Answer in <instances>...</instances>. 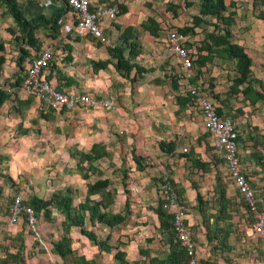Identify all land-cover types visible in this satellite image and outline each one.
Masks as SVG:
<instances>
[{"label": "rangeland", "instance_id": "1", "mask_svg": "<svg viewBox=\"0 0 264 264\" xmlns=\"http://www.w3.org/2000/svg\"><path fill=\"white\" fill-rule=\"evenodd\" d=\"M152 3L153 16L165 15L161 2L153 1ZM236 4L241 9L232 38L239 39L249 32L248 26L256 23L254 19L257 13H255L256 10L255 12L252 10L246 0H236ZM193 14H195L193 10L186 8L179 12L177 18L166 14V22L169 21L166 26L172 29L182 26V29H193L192 33L182 32L185 37V46L190 48L194 57L193 81L195 83L193 84H196L209 99L228 108L229 115L234 116V119L238 121L240 152L243 153L247 149L252 151L256 155L255 161L263 170L261 176L257 177L258 189L263 190V195L259 197L256 194V196L259 198L260 207L264 210V105L251 104L243 99L242 95H234L230 92L236 77L234 62L223 59L216 53H209L207 56V52L203 50V44L207 42L205 38L210 33L224 35L219 29L222 26L219 22V28H216L215 20L208 18L207 23L192 27ZM10 27L15 29L12 20L6 15H1L0 42L4 45V51L0 54L5 57L6 62L0 72V85L7 90L10 98L0 111V264H14L10 262L9 256L17 254V248L14 247L16 239H20L23 244L24 250L21 255L24 264H55L45 250L63 237L61 223L64 216L52 210L51 221H46L41 213H33L32 218H29L24 214L22 207L27 206L26 203L31 195L50 198L52 193L63 192L66 189L70 190L74 205L77 207L78 201L85 199L86 185L104 179L108 181L105 201H111L109 212H120L126 215L128 226L119 231L118 227H116L118 230H109L103 225L90 226L87 223V230L92 231L101 241H105L108 234L109 240L111 238L108 243L113 251L119 248L120 241L123 243L121 245L123 249L130 242L129 240H133L137 246L146 245L152 252L159 251V244L164 246V242H169V234L166 231L163 233L159 231L157 214L160 210L167 212L164 202L161 203V179L165 173L172 181V163L168 154L158 155L160 153L156 150L158 141L146 134L149 125L158 119L156 111L150 110L151 105L146 103L148 97L145 92H148L147 89L154 81L151 82L149 78L146 80L142 77L145 96L141 104L147 109L134 111L138 101L135 93L136 86L141 79L134 81L122 75L130 84V98L133 106L131 110L121 106L118 103L119 96L116 92H112L107 94L116 100L115 108L112 110L75 109L60 114L51 112L34 97L22 93L20 87L16 86L17 74L24 75L28 61H18L20 42L8 35V33L11 34L8 30ZM161 37L165 40V34ZM232 38L231 41L234 40ZM163 43L165 53L162 63H165V66L160 67L161 64L153 59L154 66L148 65L145 69L148 74H152L150 76L165 74L176 79L175 89L170 86L171 80L165 86L161 84L159 88L163 90L168 107L173 106L174 111H170L169 115L173 114L181 122L184 111L189 110L190 115L193 112L198 115L199 110L189 104L181 107L178 103L177 98L186 97L187 92L183 88V80L179 77L181 68L177 58L167 48L166 41ZM146 56L150 59L154 58L152 53H147ZM28 57L32 59L37 55L34 51V53H28ZM202 57L205 58L204 64H200ZM252 72V76L264 75V64L258 63L257 58L254 59ZM242 87L237 89L241 91ZM255 87L258 89L257 86ZM216 96L219 98L216 99ZM123 108H125L124 111H122ZM163 117L166 118V116ZM132 128H134L133 131ZM176 135L179 134L176 133ZM93 144L101 146L104 154L102 158L93 161L95 170L92 171L88 169L86 161H81V156L82 153H88ZM140 147L142 150L138 152ZM183 148L191 151L189 146L184 145L178 148L177 154H185L182 152ZM208 151L210 162L205 169L194 167L192 160L187 157L183 159L188 163L185 171L191 167V171L197 169L203 173L215 172L216 175L215 187L203 199L201 205L204 210V214H200L203 229L199 225L191 228L198 243L200 240L202 253L209 256L206 264H245V258L258 259L253 249L260 246L259 241L247 235L245 230L250 224L247 208L239 199L237 189L229 178L221 153L217 152L213 146L209 147ZM160 156L162 160H159ZM136 157H139L138 161L134 162L133 159ZM247 161L249 167L250 161ZM79 162L83 170L77 168ZM83 173H89L88 180L82 179ZM190 176L194 178L192 173ZM128 182L129 189L135 191L131 196L127 189ZM194 183L196 182H192L193 185ZM228 185L236 191L235 195H227ZM175 187L180 192L177 185ZM16 199H19L22 204L16 208L18 214L14 217ZM95 199L99 200V195H96ZM188 209L192 211V215L194 213L198 216L200 213L197 204L194 208ZM218 229H223V232H219ZM76 231L73 228V232ZM159 234L161 236H158ZM119 236L123 239L120 240ZM34 243H36L35 248ZM241 243L245 246L243 247ZM18 244L20 243H16ZM235 245H241L240 253L237 257H232L231 251ZM167 253L164 252V254ZM93 259L98 264L112 263L107 257L99 255L94 256ZM140 260L141 257L136 262ZM233 260H236L235 263H232Z\"/></svg>", "mask_w": 264, "mask_h": 264}, {"label": "crops", "instance_id": "2", "mask_svg": "<svg viewBox=\"0 0 264 264\" xmlns=\"http://www.w3.org/2000/svg\"><path fill=\"white\" fill-rule=\"evenodd\" d=\"M153 1L161 2V6L164 8L165 15H161V17L157 15L153 16V14L151 13V9L154 8V5L152 3ZM233 1L236 2V0ZM17 2L22 8L23 14L27 19H35L40 16L50 18L54 11L63 9L64 7L62 0H17ZM90 2L91 8L98 5H105L116 7L118 10V15L114 21H104L101 23L103 34L108 39L109 45L101 44L90 35L80 37L75 34H65L63 31V22L65 16L68 13V11H66V13L58 20V29L55 32L48 28H40L36 31V50L22 43L20 44V46L29 54L34 53L35 51L37 56L42 52L44 48L52 47V63L54 70L52 71L51 78L49 80L57 90L68 94H88L96 98L108 97L107 94L116 92V94L119 96L118 103L121 106H125L126 110H131L133 106L132 100L130 98V84L124 78L129 77L133 80L141 79L136 86L135 93L138 96V101L135 104L136 106L134 108V111L147 109V107H142L143 104H141V101L145 96L142 77L146 80L147 78H149V81L151 82L152 80L154 81L150 84L151 87L147 89L148 92H145L146 96L148 97L146 103L148 105H151L150 110L156 111V115L158 114V119H156L154 123L149 125L146 134H148L152 139H156L158 141V143L156 144V150L160 152L158 155L162 156V154H168V156L171 157L170 162L172 163V182L174 183V185H177V188L180 189L181 199L187 207L186 222L189 225L192 237L195 239L197 256L200 259L201 264H206L209 256H206L204 253H202L203 250L200 247V240L198 243L191 230L194 225H199L200 228L203 229V225L201 224L203 221L202 216L200 215V213H198V216H195L194 213L192 215V211L188 208L195 207L197 194H199L202 199H204L207 194L212 191L213 187H215L216 175L215 172L203 173L202 171H199L197 169H193L191 171V167H189L187 171H185L188 163L183 161V159L187 158L183 154H177V151L179 147H182L184 145L189 146L190 150L193 151L194 158L196 160L208 164V162H210V154L208 148L213 146L212 138L209 136L205 129L204 119L200 111L198 115H195V113L193 112L192 115L194 117H191L192 115H190L191 113L189 110H186V112L184 111V114H182L183 118L181 122L176 119L173 114L169 115L170 111H174L173 106L170 105V107H168L163 90L159 87H161V84H164L165 86L170 82L171 79L175 78H171L170 76H166L165 74L161 76L160 74L156 73H154L156 75L150 76L152 74H148L147 69H145L148 65L154 66L152 65L153 59L161 64L160 67L165 66V63H162L164 58L163 54L165 53V44L163 42L166 41V32L172 29L166 26V24L169 23V21L166 22V14H170L171 16L177 18L179 16V12L186 8L188 10H193V12H195L193 16H197L199 15L200 1L182 0L180 2V0H90ZM246 2L250 4V7L254 12L256 10L255 13L257 14L255 15L256 18L254 19L256 23L248 26L247 30L249 32L244 34V36L240 37L239 39H235L233 37V42L241 46L244 52L251 58L252 71L255 58H257L258 63L264 64V22L261 19H258V15L260 16L264 14V0H246ZM240 9L241 8H239L238 4H235V7L229 9V11H234L236 13V22H238L237 18L240 16ZM1 15L2 14L0 13V17ZM148 20H152V22L149 23L147 30L145 27L147 26L146 22ZM234 26L235 25H233L231 29L233 35L235 34ZM182 27H176V29L173 30H176L182 34V32H180ZM8 30H10L11 33H8V35L15 38V34H17L16 27L15 29L10 27L8 28ZM149 30L151 31V33L149 32ZM163 34H165V40L161 37ZM126 40L130 43L136 44L137 48H139V54L133 61H131V63H134L136 66H138V68L143 69V72L141 75H137L134 77L136 72L134 68L129 75H125V77L123 76V78V74H121L120 76V72L115 69V64L117 62L116 54H118V49H124L123 55L125 58L128 57L129 49ZM187 49L191 52L190 48ZM160 52H162V54H160ZM147 53H152L154 58H148L146 56ZM21 57L25 56L20 53L18 61H20ZM25 60L28 61V64L31 61L28 56L24 58V61ZM177 62L179 63L178 59ZM94 63H98L104 66L100 67L97 64L94 65ZM179 77H181L185 86L186 81L183 78L182 71ZM252 77L262 81L264 85V75H254ZM168 97L169 96H167V98ZM214 102L217 104V111L222 115V118H231L236 121L234 119V116L229 115L228 108H224L216 101ZM124 109L125 108H123L122 111H124ZM163 116H166V118H164ZM159 117L161 119H159ZM236 122L238 128V121ZM239 122L241 123L242 119ZM133 130L134 128H132V131ZM176 133H178L179 135H176ZM160 143L174 144L173 152H163L162 150H160ZM239 143L240 142H238V146ZM247 144L252 143L247 142ZM141 150L142 147L138 149V152ZM239 154L241 158L242 168L252 188L255 191V195L257 194V196L259 197L262 196L263 190L258 189L259 187L257 185V177L261 176L263 170L255 161L256 155L248 149L243 153H241L239 149ZM161 156L159 157V160H162ZM247 160L250 161L249 167L247 166ZM190 173H192L194 178L190 176ZM192 182L196 183H194L193 185ZM86 191L87 188L84 191L85 196ZM235 193L236 191H234L232 186L228 185L227 195L233 196L235 195ZM95 196H91L90 199L97 200L95 199ZM239 199L241 200L240 196ZM83 201H78L77 204ZM112 213L116 214L120 212ZM249 217L250 224L249 228H247V226L245 228V230H247L246 234L249 236H253L257 242L259 241L260 246L255 247L253 249V252H256L255 255L258 256V260L264 262V243L254 234L252 228L253 221L250 215ZM87 223H89L90 225L88 217L85 218V228ZM95 225L105 226L104 224L99 223H95ZM127 226L128 223L126 220L123 224H120L117 227L120 231ZM105 227L111 230L109 227ZM74 229H76L77 231L73 232L72 228V232H70L71 249L74 255L81 256L86 261L93 260L95 261V263H97V261L93 258L94 256L99 255L100 257H107L111 260V264H114V254L117 252V250H119L125 253V259L128 263L142 264V262L148 259L143 255V253L141 254L139 250L147 252L151 258L164 256V252H168L169 250V245H167V242H164V246H161L158 243L159 251L152 252V250H150L146 245L137 246L133 242V240H129L130 242H128L123 249H121V245L123 243H121L120 241V246L116 251H113V249L111 248L108 253H104L100 252L97 246L92 245L85 236L81 235L78 228L74 227ZM114 229L117 228L115 227ZM158 236L161 235L159 234ZM122 239L123 238L121 237L120 240ZM135 239H137V237H135ZM241 245L243 247L245 246L244 243H241ZM241 245H235V247H233V250L231 251L232 257L238 256V254L240 253ZM93 248L95 250H93ZM45 251L49 254L50 260H53L55 264H63L61 258L55 253L51 252V247L48 250L46 249ZM139 257H141V260L136 262ZM252 259L256 258H245V264H248ZM235 261L236 260H233L232 263H235Z\"/></svg>", "mask_w": 264, "mask_h": 264}, {"label": "trees", "instance_id": "3", "mask_svg": "<svg viewBox=\"0 0 264 264\" xmlns=\"http://www.w3.org/2000/svg\"><path fill=\"white\" fill-rule=\"evenodd\" d=\"M63 1V0H62ZM200 1V10L199 15L193 16L192 21L194 22L192 27H199L202 23H207V19H214L216 22L215 27L219 28V22L222 26L219 28L224 35H214L210 33L205 40L206 43L203 44V47L206 52L207 56L209 53H216L219 57L234 62V69L236 73L235 80L233 85H231L230 92L232 94H240L242 95L243 99L249 101L251 104H258L261 103L264 105V85L262 81L252 77L251 71V58L244 52L243 48L233 41L232 38V26L236 24L235 16L236 13L234 11H229L230 8L235 7L236 2L233 0H199ZM64 7L63 9H58L54 11L50 18H46L43 16L27 19L23 14L22 8L18 4L17 0H0V9L2 10L1 14L8 16L13 25L16 27L17 34H15V39L19 40V45L22 43L34 50H36V31L40 28H48L55 32L58 29V20L69 11L70 8L67 6V3L63 1ZM258 19H261L264 22V14L258 15ZM152 20H148L146 22V29L148 30L149 23ZM151 33V31L149 30ZM180 32L187 33L193 32V29L186 28L181 29ZM185 33V34H186ZM230 39V40H229ZM233 39V38H232ZM127 46L129 49L128 57L125 58L123 55L124 49H118V54L116 59L117 62L115 64V69L120 72V74L129 75L130 72L135 68V76L141 75L143 69L138 68L134 63H131L135 59V57L139 54V48H137L136 44L130 43L126 40ZM115 48V47H114ZM20 53H22L25 57L28 56V52L25 51L21 46H19ZM116 50V49H114ZM215 50V51H213ZM4 51V45L0 42V53ZM113 52V51H112ZM25 57H21L20 62L24 61ZM199 60V59H198ZM205 58H200V64H204ZM5 57L0 54V72L2 70V66L5 63ZM19 62V63H20ZM97 64L100 67L104 65ZM194 65V60H193ZM53 68L52 60H50L49 66L47 69L44 70V78L46 81L50 82L51 74ZM26 74L24 73L23 76L18 75L16 77L15 83L16 86L20 87L23 79L25 78ZM133 80V79H132ZM138 80V79H137ZM134 80V81H137ZM193 79L191 83L193 84ZM195 83V82H194ZM196 86V84H193ZM53 86V85H52ZM244 86V87H242ZM258 89H256V87ZM171 87L175 89L177 87L176 79H171ZM239 91L237 88H241ZM57 90V89H56ZM59 91V90H58ZM61 92V91H60ZM10 98V94L7 92L6 89L0 85V111L1 108L4 106V103ZM219 97L216 96V99ZM178 103L180 106L183 107L184 104H189L194 106L193 98L190 94H187L186 97H178ZM50 111V110H49ZM53 112V111H51ZM63 113V112H62ZM218 115L221 117L222 115L217 111ZM237 141L239 142V133L237 137ZM167 147V148H166ZM169 147V149H168ZM160 150L163 152H173L174 144H159ZM103 149L98 144H93L90 151L88 153H82L81 161H86L89 170H95L93 166V161L102 158L103 156ZM188 159L192 160V164L196 168L205 169L208 166L207 163L201 162L194 158L193 151H188L183 154ZM139 158V157H138ZM138 158H134V162L138 161ZM77 168L79 170H83V166L79 162L77 164ZM83 180L89 179V173L82 174ZM176 193L181 198V193L177 191L174 183L170 181ZM108 187L107 180H97L94 183H88L86 185L87 191L86 196L83 202L77 204V207L74 205V199L70 193V190L66 189L63 192H54L51 194L50 198H40L36 195H31L28 203L25 206L30 208L34 214H42L43 218L46 221H51V214L52 210H56L57 212L61 213L64 216V219L61 223V228L64 231L63 237L51 247V252L58 255L63 264H97L95 261H86L81 256H75L72 249H71V239H70V230L72 228H78L81 235L85 236L92 245L97 246L100 252L108 253L111 250V246L109 245V235L106 236L105 241H101L97 238V236L90 230H87L84 226L85 218L88 217L90 221V225L94 226L95 223L104 224L105 226L109 227L110 229H114L120 224H123L126 221V215L121 213H110L108 208L111 204V201H105V190ZM127 189L131 196V192L129 190V182L127 183ZM99 195V200H91V196ZM257 198V196H256ZM258 199V198H257ZM242 201V200H241ZM161 199V203H162ZM243 202V201H242ZM196 204L198 206L199 212L201 215L204 214V210L201 208L203 204L202 197L197 194L196 196ZM259 208L260 203H258ZM127 208V207H126ZM128 211V210H127ZM168 212V211H167ZM166 211H158V219H159V231L163 233L166 231L168 235V245L169 250L168 253L165 254L164 257L159 258H151L147 252H143L139 250V252L148 259L142 262V264H180L185 260V252L180 247L179 243L175 239V235L172 228V216ZM248 212V211H247ZM250 215V214H249ZM251 216V215H250ZM206 217V216H205ZM221 219V216H219ZM208 219V218H206ZM210 219V218H209ZM253 221V220H252ZM161 229V230H160ZM219 232H223V229H218ZM225 233V232H224ZM68 235V236H67ZM215 238H218L214 235ZM225 242V240H223ZM16 243H20L16 245ZM16 243L14 245L17 248V254H14L10 257V262L14 264H24L22 260V253H23V244L21 243L20 239H16ZM36 243H34V248ZM31 255V253H30ZM10 264V263H9ZM114 264H130L125 259V253L117 250L114 254Z\"/></svg>", "mask_w": 264, "mask_h": 264}, {"label": "built area", "instance_id": "4", "mask_svg": "<svg viewBox=\"0 0 264 264\" xmlns=\"http://www.w3.org/2000/svg\"><path fill=\"white\" fill-rule=\"evenodd\" d=\"M70 8L63 22L65 34L77 36L90 35L98 42L109 45L104 36L101 23L112 22L118 15V10L113 6L98 5L91 8L90 0H63ZM166 46L169 51L179 60L183 78L186 81L184 90L193 98L194 106L203 116L205 129L212 138L213 147L222 155L229 178L233 181L238 194L247 208L253 220L254 234L264 243V210L259 208V201L241 165L238 146L237 122L231 118H222L217 113V104L209 99L197 86L191 83L193 79V56L185 47V37L176 30L166 32ZM53 57L52 47H46L35 58L31 59L26 69L20 90L22 93L34 97L48 110L60 114L75 109H106L115 108L116 100L113 96L96 98L88 94H68L58 90L45 80L44 70L48 68ZM187 152L186 148L182 149ZM161 198L165 209L172 216V228L176 241L185 252V260L180 264H201L196 253L195 239L192 237L189 225L186 222L187 207L178 196L170 183L167 174L161 179ZM130 190V189H129ZM135 193L133 189L130 190ZM22 202L15 200L13 216L18 212ZM24 214L32 218L33 211L22 207ZM248 264H264L258 259H252Z\"/></svg>", "mask_w": 264, "mask_h": 264}]
</instances>
